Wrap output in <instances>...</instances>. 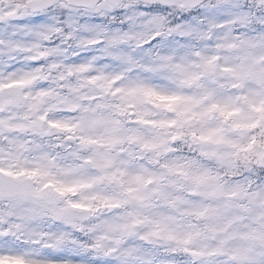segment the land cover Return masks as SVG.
Wrapping results in <instances>:
<instances>
[{"label":"snow or ice","instance_id":"obj_1","mask_svg":"<svg viewBox=\"0 0 264 264\" xmlns=\"http://www.w3.org/2000/svg\"><path fill=\"white\" fill-rule=\"evenodd\" d=\"M0 264H264V0H0Z\"/></svg>","mask_w":264,"mask_h":264},{"label":"clouds","instance_id":"obj_2","mask_svg":"<svg viewBox=\"0 0 264 264\" xmlns=\"http://www.w3.org/2000/svg\"><path fill=\"white\" fill-rule=\"evenodd\" d=\"M7 5V0H5V6Z\"/></svg>","mask_w":264,"mask_h":264}]
</instances>
